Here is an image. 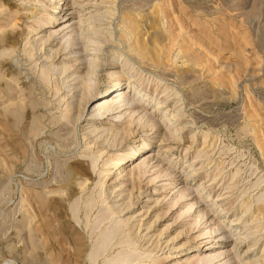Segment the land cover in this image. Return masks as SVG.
I'll use <instances>...</instances> for the list:
<instances>
[{"label": "rangeland", "instance_id": "1", "mask_svg": "<svg viewBox=\"0 0 264 264\" xmlns=\"http://www.w3.org/2000/svg\"><path fill=\"white\" fill-rule=\"evenodd\" d=\"M152 34L167 68L127 49ZM257 257L264 0H0V264Z\"/></svg>", "mask_w": 264, "mask_h": 264}, {"label": "bare ground", "instance_id": "2", "mask_svg": "<svg viewBox=\"0 0 264 264\" xmlns=\"http://www.w3.org/2000/svg\"><path fill=\"white\" fill-rule=\"evenodd\" d=\"M150 14H152V13H150ZM128 19H129V17H128ZM131 19V18H130ZM129 19V20H130ZM133 19V18H132ZM131 19V20H132ZM127 21V20H126ZM163 22V21H162ZM124 23V22H123ZM126 23V22H125ZM124 23V24H125ZM131 24V23H130ZM134 24V23H133ZM133 24L132 25H129V27L130 28H133ZM127 25H128V23H127ZM136 25V24H135ZM124 26V25H123ZM125 27V26H124ZM129 27H126V28H129ZM129 28V29H130ZM124 29V28H123ZM134 30V29H133ZM127 31H128V29H127ZM132 31V30H131ZM130 31V34L131 33H133V31L131 32ZM126 32V31H125ZM135 32V31H134ZM158 32H159V30H158ZM161 33V32H160ZM109 35V34H108ZM125 35H128V34H125ZM150 35V34H149ZM150 38H149V40H147L148 42L146 43V44H148V47L147 46H145L144 44H142V43H140L139 44V42H137V41H135L134 40V38H133V40H134V43L132 42L131 43V41H130V35H129V37L127 36L126 38H124L125 39V44L128 42V47H127V49H129L130 50V52H132V54H133V56H136V57H140L141 58V60H144V61H146V62H148L149 64L148 65H151V66H153L152 67V69L153 68H157V69H163V68H167V66H168V61H167V59L168 58H166L165 57V55L163 56L162 55V53H164V52H162V46H161V41L159 42V40H158V35L157 34H152L151 36H149ZM122 44V43H121ZM127 46V45H126ZM164 47V46H163ZM164 50H165V48H164ZM114 56L112 57L113 59L115 58V57H120V55H118V54H116L115 52H114ZM95 60H96V58H90V63H89V68H92L93 69V67L95 66ZM125 60V59H124ZM169 60V59H168ZM185 61V60H184ZM183 61V62H184ZM182 62V63H183ZM185 64V63H184ZM196 67H198V65L196 66ZM109 74V76L110 77H114V79H113V81H112V84L113 85H115V86H119L120 87V89H117L116 91H114V93L112 94L113 96L111 97V96H103V97H101V98H99V99H97L93 104H95V107L94 108H92L90 111H89V113L90 114H92V115H99V114H101V115H103V114H105L106 112H109L107 115L109 116V117H114V118H119L120 116L119 115H117V114H119V113H121V111H125L126 109H128L129 107L127 106V104L126 103H129V100L126 102V103H123V101H124V96L126 95V93H125V88H128V87H130V85L131 84H129V80L128 81H126V83H125V86H122L123 85V83H121V80L122 79H125V78H123V73H121V72H108ZM86 74H87V72H86ZM83 84V83H82ZM109 89H107V91H108ZM109 93V92H108ZM118 93V94H117ZM88 96H90V95H88ZM86 98H82V97H80V101H81V104H84V103H86L87 101H88V99H90V97H87V96H85ZM115 97H117L118 98V101H116L115 100ZM86 100V101H85ZM145 100V99H144ZM112 106H116L114 109H111V107ZM157 106H158V104H156V108H157ZM155 108V109H156ZM173 115V114H172ZM171 115V116H172ZM77 117H79V116H77ZM107 116H105L104 118H106ZM173 117V116H172ZM171 117V118H172ZM150 119V118H149ZM141 120V119H140ZM139 120V121H140ZM150 122H151V120H149ZM115 135V134H114ZM139 149H141V147H138V150ZM122 157V156H121ZM121 160H122V158H120L119 160H118V163L117 164H122V163H120L121 162ZM199 188V187H198ZM118 211L119 212H121L122 210L121 209H118ZM129 219L130 218H124L123 220H120V223H123V225L124 226H127L128 225V222H129ZM137 237V236H136ZM101 238H103V239H101V240H105V239H107L106 238V236H102ZM245 250H247V249H245ZM245 258V257H244ZM261 258V259H260ZM257 257V259H259L258 260V263L259 262H263V264H264V258L263 257ZM241 260V259H240ZM198 261V260H197ZM254 263H256V260H252V261H250V260H245V261H243L241 264H254Z\"/></svg>", "mask_w": 264, "mask_h": 264}]
</instances>
